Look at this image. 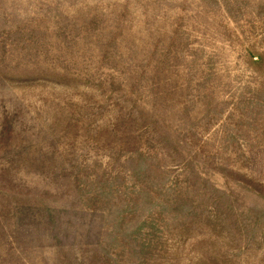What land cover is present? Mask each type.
I'll use <instances>...</instances> for the list:
<instances>
[{
  "label": "rangeland",
  "instance_id": "1",
  "mask_svg": "<svg viewBox=\"0 0 264 264\" xmlns=\"http://www.w3.org/2000/svg\"><path fill=\"white\" fill-rule=\"evenodd\" d=\"M0 264H264V0H0Z\"/></svg>",
  "mask_w": 264,
  "mask_h": 264
}]
</instances>
